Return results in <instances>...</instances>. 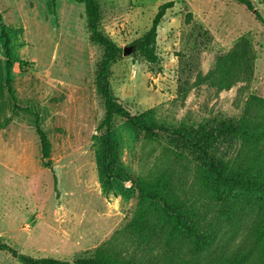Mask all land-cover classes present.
I'll return each instance as SVG.
<instances>
[{
    "label": "rangeland",
    "instance_id": "rangeland-1",
    "mask_svg": "<svg viewBox=\"0 0 264 264\" xmlns=\"http://www.w3.org/2000/svg\"><path fill=\"white\" fill-rule=\"evenodd\" d=\"M250 1L264 17V0ZM167 2L174 6L159 27V60L149 64L132 44ZM0 12V61L5 77L4 27L18 105L8 94L0 101V243L19 255L73 263L96 257L110 240L133 252V242L121 233L130 222L144 214L151 225L161 223L157 234L163 237L177 212L196 225L192 239L214 231L220 246L234 247L254 236L259 224L247 196L235 186L217 193L206 180L211 161L226 164L256 142L219 132L238 124L254 97L262 100L254 111L258 133L264 130V26L244 4L100 2L102 32L122 49L131 48L111 66V87L143 126L115 120V161L105 129L99 131L105 109L95 80L104 52L89 39L84 6L74 0H0ZM36 115L56 178L43 165ZM205 132L214 136L199 141ZM214 250L206 248L200 257L222 254ZM145 253L139 251L137 260ZM0 264L23 263L0 250Z\"/></svg>",
    "mask_w": 264,
    "mask_h": 264
},
{
    "label": "trees",
    "instance_id": "trees-1",
    "mask_svg": "<svg viewBox=\"0 0 264 264\" xmlns=\"http://www.w3.org/2000/svg\"><path fill=\"white\" fill-rule=\"evenodd\" d=\"M74 1L82 4L85 8L90 41L99 46L104 52L95 80L97 94L102 98L105 109L99 131L105 129V134L108 137L106 141L108 152L115 161L117 159V151L111 139L115 120L119 118L139 130L143 129V126L139 124L138 117L115 95L109 80L110 68L123 55L124 49L100 29V2L102 0ZM236 1L244 4L249 11L253 12L264 26V17L256 10L252 1ZM173 6L174 2H167L161 5L149 31L132 44L134 54L139 55L149 64H156L159 60L157 53L159 27L167 11L173 8ZM1 18L0 12V20ZM2 34L6 39L5 48L8 61L5 66V77L3 76L0 61V101L8 94L14 107L18 108L17 97L10 76L12 69L10 40L4 31V27H2ZM259 101L262 102L257 97L253 98V101L247 105L244 115L238 124L224 126L219 130V132L223 131L229 135H240L243 139L255 140L256 142L251 146L248 153L243 156L239 155V157L226 164L211 161L207 167V184L216 190L217 193L231 186L237 187L242 192V195L247 196L246 201L249 210L252 211L254 219L259 224L255 230V234H253L254 236L251 237L249 236L250 234L246 235L239 246H234V248L230 242H225L220 246L219 242L217 243L214 231L207 232L198 239H192L190 236L196 230V225L191 222H184L185 214L177 212L173 213L169 227L161 230L165 234L163 237H159L157 234L161 223L151 225L144 214H140L130 222L124 232L121 233H126L133 242V252H123L122 249L120 251L122 245L120 247L113 246L110 240L96 250V257L78 259L71 263L54 258H33L19 255L14 249L2 243H0V250L11 253L23 264H264V150H257V145L264 146V130L258 133V129L260 128L257 124L259 113H255L254 111ZM39 122L40 117L36 115V131L41 141L43 165L45 168L52 169L50 143L47 134L40 127ZM148 129L151 130V128ZM174 133H176L175 135H179L178 131ZM212 136H214L213 132H205L199 137V141ZM52 172L55 175L53 169ZM232 215H235V212ZM216 243L217 246H215ZM147 245H154L155 248L147 250L145 248ZM211 247L215 249L213 254H216L215 251L217 250H221L222 254L220 256L214 255L208 261H204L200 257V253L206 248ZM155 249L156 252L154 251ZM139 251L146 253L140 260H137L136 255Z\"/></svg>",
    "mask_w": 264,
    "mask_h": 264
},
{
    "label": "water",
    "instance_id": "water-1",
    "mask_svg": "<svg viewBox=\"0 0 264 264\" xmlns=\"http://www.w3.org/2000/svg\"><path fill=\"white\" fill-rule=\"evenodd\" d=\"M131 51V48H126L123 50V54L126 55Z\"/></svg>",
    "mask_w": 264,
    "mask_h": 264
}]
</instances>
